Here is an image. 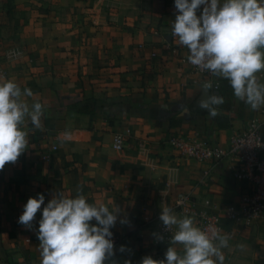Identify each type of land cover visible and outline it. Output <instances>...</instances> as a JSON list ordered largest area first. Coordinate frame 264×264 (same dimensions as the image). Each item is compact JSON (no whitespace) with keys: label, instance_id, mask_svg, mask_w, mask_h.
<instances>
[{"label":"crops","instance_id":"1","mask_svg":"<svg viewBox=\"0 0 264 264\" xmlns=\"http://www.w3.org/2000/svg\"><path fill=\"white\" fill-rule=\"evenodd\" d=\"M175 15L174 0H0V70L7 71L0 83L31 89L21 100L29 109L41 103L44 113L40 129L25 122L29 149L0 170V264H40L36 232L18 223L24 205L39 193L47 202L55 190L75 196L78 189L89 202L119 206L130 221L112 229L121 238L117 264H140L163 207L184 218L174 209L179 192L219 208L230 237L224 264H264V219L244 227L223 212L251 188L234 175L238 160L198 161L167 143L198 135L226 147L233 133L264 119V106L252 110L219 77L210 91L224 103L215 116L200 107L203 76L171 37ZM12 48L23 55L9 62ZM256 75L264 84V71ZM89 99L97 101L93 113L71 109ZM115 133L126 137L122 150L112 145ZM173 246L183 255V245Z\"/></svg>","mask_w":264,"mask_h":264},{"label":"clouds","instance_id":"2","mask_svg":"<svg viewBox=\"0 0 264 264\" xmlns=\"http://www.w3.org/2000/svg\"><path fill=\"white\" fill-rule=\"evenodd\" d=\"M174 8L171 37L188 49L189 63L227 80L234 96L252 110L264 106V84L257 82L256 75L264 71V0H174ZM212 88L211 81L203 84L210 95L201 100L200 107L215 116V106L223 104L224 97L212 94ZM22 95L32 97L33 92L28 88L22 92L12 80L0 83V170L16 163L29 149L26 120L34 128L43 127L42 104L35 102L29 109ZM50 195L47 202L43 193L30 197L18 220L36 232L40 264H117L112 229L118 222L130 224L127 217L121 218V208L89 202L79 189L75 196L61 190ZM159 220L165 231L177 226L170 244L183 245L184 253L169 246L164 259L148 255L140 264H224L222 249L229 246V236L201 230L191 217L178 219L170 207L162 208ZM153 237L159 243L165 240L160 232ZM118 251L125 252L126 246Z\"/></svg>","mask_w":264,"mask_h":264},{"label":"built area","instance_id":"3","mask_svg":"<svg viewBox=\"0 0 264 264\" xmlns=\"http://www.w3.org/2000/svg\"><path fill=\"white\" fill-rule=\"evenodd\" d=\"M168 48L176 50L175 45L166 44ZM188 51V49H187ZM188 54L182 59L189 63ZM23 55L20 48L9 49L5 56L9 62L19 59ZM190 64V63H189ZM194 72L203 76L202 84L211 81L212 89H218L220 86L219 76L213 75L206 69L198 68L190 64ZM0 76L5 78L7 71L0 70ZM167 143L186 158H192L198 161L219 160L224 157H231L238 160L239 166L234 171L237 179L247 181L251 184L249 191L241 196L239 202L229 203L224 208L225 216L242 225L250 226L252 223L264 219V119L250 122L241 132L233 133L229 138L228 146L212 143L198 135L191 137H182L172 135L167 139ZM126 137L122 133H115L113 136V147L116 150L124 149ZM200 206V203L191 193L179 192L177 194L174 209L183 217H191L195 226L201 228L210 234L213 231H219L222 234L223 226L220 220V210L217 206H209L208 202ZM178 228L172 226L168 231L164 230L162 223L156 229L164 235L163 243L153 239L152 248L145 256H152L154 259H164L167 247L170 244L171 237ZM155 232V233H156ZM115 246L120 242V236L114 234Z\"/></svg>","mask_w":264,"mask_h":264},{"label":"trees","instance_id":"4","mask_svg":"<svg viewBox=\"0 0 264 264\" xmlns=\"http://www.w3.org/2000/svg\"><path fill=\"white\" fill-rule=\"evenodd\" d=\"M96 105H97L96 100L89 99V100H85V101L74 104L71 109L77 110L80 112L93 113L95 111Z\"/></svg>","mask_w":264,"mask_h":264},{"label":"water","instance_id":"5","mask_svg":"<svg viewBox=\"0 0 264 264\" xmlns=\"http://www.w3.org/2000/svg\"><path fill=\"white\" fill-rule=\"evenodd\" d=\"M209 95H210V93L207 90H205L203 95H202V99H206ZM116 261H117V259H116Z\"/></svg>","mask_w":264,"mask_h":264}]
</instances>
